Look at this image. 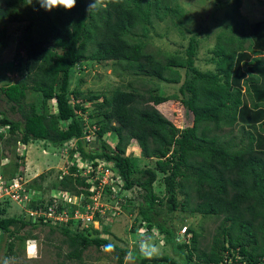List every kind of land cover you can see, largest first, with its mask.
<instances>
[{"label":"trees","instance_id":"trees-1","mask_svg":"<svg viewBox=\"0 0 264 264\" xmlns=\"http://www.w3.org/2000/svg\"><path fill=\"white\" fill-rule=\"evenodd\" d=\"M91 2L77 0L72 10L60 7L48 11L37 0L31 4L30 0H0V25L25 24L19 39L25 75L16 83L0 87L9 111L18 113L20 119L12 120L0 111V126L6 129L0 132V144L17 148L19 144L27 146L39 141L62 148L70 143L75 144L71 153L82 162L112 163L120 178L115 186L124 191L137 188L141 195L142 200L130 210L136 228L156 230L175 256L156 257L139 250L140 253H133L139 264H220L226 258L234 264H264V148L255 147L254 131L256 127L264 134V102H255L252 97L253 89L264 97V90H256L258 74L264 79V57L253 58L256 72L245 70L241 64L243 52L261 55L264 44L261 49H254L245 24L234 21L236 26L229 27V35H219L212 49L208 62L213 69L202 71L195 65L196 32L188 31L191 36L182 54L167 55L164 61L147 53L143 40L127 38L136 28L146 38L154 20L180 19L182 8L174 0H99L97 7L88 10ZM238 4L237 1L234 9L237 13ZM177 24L179 28V20ZM39 38L50 40L54 50L45 54L38 47ZM83 61L117 63L123 71L171 84L181 81L180 69H184L189 76L183 78L179 93L181 105L192 114V124L180 129L157 109L177 100L176 95L162 96L151 91L145 95L130 84L117 87L106 96H84L78 89L70 90L74 69ZM245 73L248 77L240 84ZM28 91L37 101L26 107ZM244 96L250 105L244 104ZM236 125L237 141L232 136ZM223 129L229 132L221 136L218 132ZM5 134L8 138H4ZM106 134H114L113 147L103 139ZM86 136H96L99 147L85 150L84 146L90 144ZM132 144L138 146L144 159L154 161V167L139 169L126 156V149ZM15 157L19 170L23 167L18 163L22 157ZM7 165L0 167V175ZM68 172L62 173L54 189L62 194L87 195L89 185L85 178L73 177L79 173L76 165H69ZM157 175L162 176L164 198L154 192ZM43 177L41 174L32 181ZM108 191L111 195L114 187L106 188L104 193ZM29 207L44 210L42 201ZM157 207L170 215L186 210L219 219L211 243L200 249L201 234L187 227L177 235ZM5 213L1 207L0 215ZM106 215L99 218V230H72V221L55 227L72 248L68 259L81 261L83 252L94 247L114 256L116 264H123L130 251L122 245L124 240L111 234L109 218L113 216ZM27 218L25 221L0 216V231L10 233V227L17 225L35 229L47 223L42 217ZM49 227L53 231L54 226ZM13 247L9 244L8 250Z\"/></svg>","mask_w":264,"mask_h":264},{"label":"rangeland","instance_id":"rangeland-1","mask_svg":"<svg viewBox=\"0 0 264 264\" xmlns=\"http://www.w3.org/2000/svg\"><path fill=\"white\" fill-rule=\"evenodd\" d=\"M237 1L239 2L238 13L234 12ZM174 2L182 8L180 19L154 20L146 38H142L140 28L132 30L127 38L130 41L135 39L143 40L145 43L144 50L164 61L167 55H172L173 53L182 54L191 36L188 31L196 32L198 34V51L195 65L202 71L213 69L211 63L208 62L212 57V49L217 44L219 35H229V27L236 26L234 21L245 24L246 31L249 34V41L252 42L254 49H261L260 46L264 44V0H174ZM171 4L173 5L172 2ZM178 20L180 22L179 28L177 26ZM24 25V23L0 25V87L16 83L25 75L24 51L19 44ZM180 31L184 32L183 35ZM37 42L38 47L45 51V54H49L54 50L50 40L46 38H39ZM243 53L245 55L241 64L245 70L256 72V64L252 60L257 57H264V53L258 56L252 55L249 50ZM74 70L70 79V90L78 89L84 96L90 94L106 96L115 88L130 84L145 95H148V91L162 96L176 95L178 97L177 100L161 104L157 106V109L180 129L192 124V114L181 105L179 93L183 78L189 76V74L185 75L184 69H180L182 79L177 84L165 83L155 78L123 71L120 64L113 62L96 63L95 61H83ZM243 76L244 78L240 80V84L248 77V74L245 73ZM258 76L260 77V82L256 90L263 91L264 79L260 73ZM252 97L255 102H264V97H259L254 89L252 90ZM243 100L244 104H251L247 96H244ZM36 101L37 97L33 92L28 91L25 106L27 107L28 104ZM90 108L92 109V107ZM0 111L5 112L12 120L20 119L18 113L13 114L9 111V105L1 95ZM238 126L236 125L233 129L232 136L236 137L235 141L239 137L237 136ZM254 131L257 137L255 147L264 148V134L258 132L256 127ZM0 132H6V129L0 126ZM227 132H229V129H223L218 134L223 136ZM113 135L106 134L103 138L110 147H113L115 142V136ZM4 138H8V134H5ZM89 139L90 144L84 146L85 150L88 151L99 147L100 141L96 136L94 138L89 137ZM225 140L229 139L226 138ZM71 150L72 144L70 143L62 148H55L49 143L39 141L31 142L25 147L19 144L17 148L13 144L10 146L0 144V167L2 162L8 164L2 170L3 173L0 180V208L5 209L6 213L0 216L4 218L18 217L27 221V213L31 209L29 207L31 203L42 201L44 205H49L56 195L61 194L53 186H58L62 173L64 174L68 171L72 159L77 158L79 160L77 154H72ZM15 154L22 157V160H19L18 163L23 164V167L19 168V170L15 166V162H17ZM125 154L135 162L139 169L154 167V161L144 159L136 144L129 145ZM17 174L21 175L19 192L32 195L30 198L27 195H23V198L21 196L20 199H15L9 195L15 192V188L18 186V184H15V188H11L13 183L11 177L16 175V178ZM41 174L44 176L42 180L32 181ZM157 176V181L153 185L154 192L160 198H164L162 176ZM9 185L10 187L8 188ZM104 192L101 196H97L98 198L96 197L95 204H99L100 209L105 210V215H109L108 218L113 216L109 218L112 223L111 234L118 239L124 240L122 245L126 246L130 251L124 258L123 264H139V259L134 257L133 253H140V248H146L145 251L142 250L141 252L156 257L162 255L175 257L171 246L166 245L159 238L156 230L151 232V230L147 231L143 227L140 228L141 230L136 228L137 226L133 220L134 214L130 210L135 208L142 200L141 195H138L139 190L137 188L124 191L120 186H114L112 196L108 194L109 191L106 194ZM137 196L140 198L137 199ZM24 197L28 198V200L24 199ZM180 200H184V197H180ZM162 207H157L156 210L160 211L159 214L161 213L162 218L168 221L177 235L180 234L185 226L188 230L193 229L201 234L199 238L200 249L206 248L211 243L212 236L220 221L219 219L203 217L200 214H191L186 210H178L170 215ZM20 214H22V217H20ZM43 221V223L47 222L46 225H40L35 229L31 228L30 225L22 228L17 225L10 227V233H2L0 231V264H116L114 256L101 249L96 250L94 247H90L83 252L81 261L68 259L67 254L70 253L72 248L67 244V238L55 228H58L60 224L45 222L44 219ZM49 226H54L53 231L50 230ZM93 226L96 227L97 224L95 223ZM142 241L146 243L140 245ZM35 243L38 246L36 258L31 251H26V245H30L32 248ZM9 244L14 245L12 251L8 250ZM31 248L28 250H31Z\"/></svg>","mask_w":264,"mask_h":264},{"label":"built area","instance_id":"built-area-1","mask_svg":"<svg viewBox=\"0 0 264 264\" xmlns=\"http://www.w3.org/2000/svg\"><path fill=\"white\" fill-rule=\"evenodd\" d=\"M86 141L90 140L88 136L85 137ZM75 144H72V147ZM78 157V155H77ZM76 158V157H75ZM96 162V161H95ZM95 162H91L85 160L84 162L74 159L69 164L76 165L79 173H74L73 177H77V175L85 178L86 183L89 185L87 188L88 194H80L78 196L69 195L65 193H61L58 196L53 198L52 202L49 205H44V210L42 209H30L27 213L29 217L38 219L44 218L45 222L49 221L52 224H60L65 225L68 222L72 221L71 228L72 230L80 229L87 230L90 228V224L97 226H93L94 228H98L99 221L95 219V215L98 214L99 217L105 216V210H101L99 204H95L97 200V196H101L103 191L106 188H113L117 183L120 182V178L118 172L114 169L112 163H108L105 161H99L96 165ZM67 171L64 173L68 174ZM1 180V177H0ZM21 181V177H17L14 181H12L11 188H15V184L18 186L15 188V192L9 194L11 197L15 199H20V197L25 194L19 192V182ZM8 186V188L10 187ZM2 188V187H1ZM7 189V188H6ZM32 195H27L30 198ZM97 197V198H96ZM28 198L24 197V199ZM22 203V202H21ZM186 228L184 227L181 230V234L185 232ZM220 264H234L231 259H225L224 263Z\"/></svg>","mask_w":264,"mask_h":264},{"label":"clouds","instance_id":"clouds-1","mask_svg":"<svg viewBox=\"0 0 264 264\" xmlns=\"http://www.w3.org/2000/svg\"><path fill=\"white\" fill-rule=\"evenodd\" d=\"M37 2L40 4V6L42 8H44L48 11H52L54 8H60V7L64 8L65 10H72L76 6L77 0H37ZM111 2L112 3H121L122 0H111ZM31 3H32V0H30L29 4H31ZM98 3H99V0H92V2L89 3L88 10L97 7ZM0 177H1V175H0ZM17 177H20V176H17ZM16 178H14L12 181H14ZM99 218H101V217L98 216V219L97 218H95V219L99 221ZM90 228H94L93 225L90 224ZM99 228H100V224H99L98 228H94V229L98 230ZM180 234H181V232H180ZM145 243H146L145 241H142L140 245L145 244ZM106 247L110 248L111 246H106ZM30 248H31L30 245H26V249H27L26 251H28V252L31 251L33 253L34 257L36 258L37 253H38L37 252V248H38L37 244L36 243L33 244V247L31 248V250H28ZM139 248H140V246H139ZM140 249L145 250L146 248L145 249L140 248Z\"/></svg>","mask_w":264,"mask_h":264},{"label":"crops","instance_id":"crops-1","mask_svg":"<svg viewBox=\"0 0 264 264\" xmlns=\"http://www.w3.org/2000/svg\"><path fill=\"white\" fill-rule=\"evenodd\" d=\"M26 151H27V150H26ZM25 153H26V152H25ZM5 164H6V163L2 162V163H1V166H2V165H5ZM25 164H26V163H25Z\"/></svg>","mask_w":264,"mask_h":264}]
</instances>
